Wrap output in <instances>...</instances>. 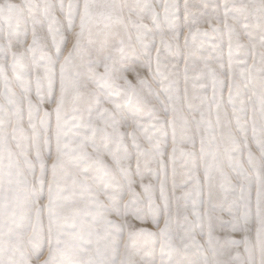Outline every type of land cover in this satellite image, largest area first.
Listing matches in <instances>:
<instances>
[{
    "label": "snow or ice",
    "instance_id": "1",
    "mask_svg": "<svg viewBox=\"0 0 264 264\" xmlns=\"http://www.w3.org/2000/svg\"><path fill=\"white\" fill-rule=\"evenodd\" d=\"M0 264H264V0H0Z\"/></svg>",
    "mask_w": 264,
    "mask_h": 264
},
{
    "label": "rangeland",
    "instance_id": "2",
    "mask_svg": "<svg viewBox=\"0 0 264 264\" xmlns=\"http://www.w3.org/2000/svg\"><path fill=\"white\" fill-rule=\"evenodd\" d=\"M17 2H19V0H17ZM148 227H152L151 223L149 222V224L147 225Z\"/></svg>",
    "mask_w": 264,
    "mask_h": 264
}]
</instances>
